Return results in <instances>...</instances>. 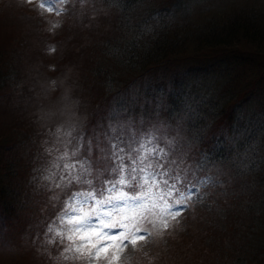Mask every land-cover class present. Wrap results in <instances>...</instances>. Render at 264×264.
<instances>
[{"label": "trees", "instance_id": "1", "mask_svg": "<svg viewBox=\"0 0 264 264\" xmlns=\"http://www.w3.org/2000/svg\"><path fill=\"white\" fill-rule=\"evenodd\" d=\"M101 1L111 10L104 13H113V29L110 41H96L84 80L116 96L119 107L112 103L114 115H108L109 105L105 112L99 106L84 125L76 121L74 142L101 133L119 112L133 122L150 117L166 125L198 175L215 178L222 187L209 192L208 215H194L196 223L204 219L210 226L217 212L225 213L224 230L208 234L215 242L201 257L203 264H264V2L246 0L220 11L215 6L224 0ZM22 53L15 42L0 46V90L22 83ZM127 77L139 81L125 86L121 80ZM130 93L133 98H126ZM7 135L0 134V240L19 250L17 264L30 263L45 252L46 236L60 233L55 217L68 203L61 196L50 216L46 202L41 198L39 206L34 196L35 176L41 181L52 168L39 160L40 152L50 157L48 131L18 134L15 143ZM165 220L164 229L171 233L175 222L170 216ZM26 231L38 250L21 245ZM190 250L197 254L198 245L191 243ZM151 251L136 256L133 264H160V254ZM48 257L38 264H52Z\"/></svg>", "mask_w": 264, "mask_h": 264}, {"label": "rangeland", "instance_id": "2", "mask_svg": "<svg viewBox=\"0 0 264 264\" xmlns=\"http://www.w3.org/2000/svg\"><path fill=\"white\" fill-rule=\"evenodd\" d=\"M99 1L95 4V0H0V46L15 42L16 46L23 48L22 83L16 87L18 89L6 87L0 90L2 93L0 134L6 136L9 134L14 140L12 142L15 143L18 134L31 137L32 133L40 135L48 131L45 148L50 157L48 159L39 151V160L42 164L49 162L52 166L58 152L71 150L76 146L73 137L76 121L84 125L89 120L90 114L99 106L105 112L108 104V115H114L112 103L119 107L116 96H109L106 89L104 90L102 86L96 87L90 78L84 80V67L88 66L90 61L94 63L91 56L96 41H110L108 39L111 37L107 36L113 29V13H104L111 10L107 6H102V1ZM244 1L246 0H224L215 8L221 9L220 11L230 10L235 3ZM99 11L101 14H98ZM43 36L45 39L42 38ZM53 44H56L55 49ZM80 51L84 52V58ZM14 52L12 50L9 55H13ZM93 63H90L89 67ZM12 77L17 76L15 74ZM138 81V78L132 77L121 80L125 86ZM89 84L94 88L90 89ZM113 88L119 89L116 86ZM15 89V93H9ZM128 97L133 98V94L130 93L126 98ZM119 120L132 121L127 113L119 112L115 121L107 123L106 128ZM137 123L146 131L158 122L145 117L139 119ZM184 151L187 153V150ZM191 165L194 169L193 163ZM37 170L36 163L33 172L37 174ZM47 175L49 173L40 175L41 181L35 176L34 185L37 190L34 196L39 206L41 198L46 202L47 213L52 216L55 212L52 207L57 204L61 196L67 198L66 203L69 202L70 196L68 189H56L52 182L46 180ZM217 183L215 178L208 180L185 205L171 209L174 218L170 217L176 225L171 233H166L164 222H159L155 226L146 224L143 230L148 234L142 239L137 238L136 234L125 233L121 235L119 242L112 241L107 245L110 251L100 260H93L92 257L96 254L94 249L85 250L90 239H81L79 233L82 226L69 222L77 221L82 216L73 214L63 223L65 212L61 209L55 217L56 221L60 219L54 224L60 233H54L52 238H50L51 234L46 236L47 240L45 238L42 242L45 252L40 257H35V261L20 262V264H38L48 259L49 255L52 264H59V261L71 264L76 260H79V264H133L135 257L146 250L159 253L157 258H160V264H173L176 261L178 264H203L201 257L207 256L209 247L215 242L208 241V234L214 231L216 236L217 232L225 228L224 212H217V219L210 226L203 224L204 219L195 222L198 221L195 219L200 213L212 208L209 192L222 190ZM39 184L42 186L41 190L38 189ZM195 214L197 216H194ZM91 228L103 231L99 218L90 217L89 227L84 228L83 231L88 232ZM108 231L111 232V229ZM33 237L30 232H22L21 245L27 249H29L28 245L36 248L38 246L36 241V245L30 243ZM62 238L64 239L61 240ZM51 239L54 241L52 242ZM57 242L60 243L58 248L52 246ZM191 243L198 245L197 254L191 252ZM2 244L4 245L0 244V264H17L15 261L19 256V250L10 243Z\"/></svg>", "mask_w": 264, "mask_h": 264}, {"label": "snow or ice", "instance_id": "3", "mask_svg": "<svg viewBox=\"0 0 264 264\" xmlns=\"http://www.w3.org/2000/svg\"><path fill=\"white\" fill-rule=\"evenodd\" d=\"M45 179L56 189H68L64 215L82 216L69 222L82 226L81 239H90L85 250L94 249L93 260H100L110 251L107 245L119 242L121 235L142 239L148 234L146 224L166 225L165 217L174 218L171 209L185 205L208 177L193 169L166 125L154 124L145 131L137 122L119 120L93 137L80 138L71 150L58 152ZM90 217L100 219L103 231H83Z\"/></svg>", "mask_w": 264, "mask_h": 264}]
</instances>
